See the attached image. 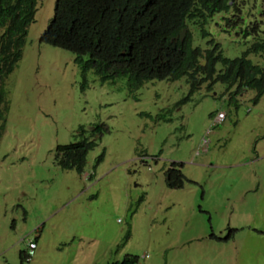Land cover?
<instances>
[{"label":"rangeland","instance_id":"374dc122","mask_svg":"<svg viewBox=\"0 0 264 264\" xmlns=\"http://www.w3.org/2000/svg\"><path fill=\"white\" fill-rule=\"evenodd\" d=\"M232 2L188 23L192 46L212 40L234 58L264 39V0ZM53 5L36 0L2 83L0 264H264V94L253 102L252 89L219 81L190 90L185 76L131 89L82 73L73 53L38 41ZM82 139L94 142L82 172L60 167L56 147ZM170 162L180 188L163 182Z\"/></svg>","mask_w":264,"mask_h":264},{"label":"trees","instance_id":"16d2710c","mask_svg":"<svg viewBox=\"0 0 264 264\" xmlns=\"http://www.w3.org/2000/svg\"><path fill=\"white\" fill-rule=\"evenodd\" d=\"M36 0H0V105L4 101L3 79L20 58L26 27L33 20ZM232 0H54L53 13L38 37L53 47L75 55L82 73L91 70L101 81L124 76L131 89L147 80H175L186 77L190 90L201 82L235 85V92L254 91L253 102L264 94V39L253 41L238 57H223L217 43L209 40V49L192 46L187 25L217 12H228ZM256 22L250 26L257 36ZM202 35L206 34L201 30ZM242 37L250 35L242 30ZM249 53L262 55L258 65L247 58ZM220 69L215 73V64ZM0 133L4 117L0 111ZM94 131L107 130L97 124ZM94 145L82 139L58 145L57 163L64 169L81 173L85 155ZM180 163L170 162L163 170L168 188H180L186 180ZM233 232L229 229L221 240ZM213 237V236H210ZM19 259L26 260L24 253ZM136 257L125 255L120 264H135Z\"/></svg>","mask_w":264,"mask_h":264},{"label":"built area","instance_id":"2783aa9c","mask_svg":"<svg viewBox=\"0 0 264 264\" xmlns=\"http://www.w3.org/2000/svg\"><path fill=\"white\" fill-rule=\"evenodd\" d=\"M223 117L222 113L218 112L215 117V122H218ZM205 140L201 141V148H204ZM34 243L29 241L27 244V255L30 256L33 253Z\"/></svg>","mask_w":264,"mask_h":264},{"label":"clouds","instance_id":"9594fccd","mask_svg":"<svg viewBox=\"0 0 264 264\" xmlns=\"http://www.w3.org/2000/svg\"><path fill=\"white\" fill-rule=\"evenodd\" d=\"M24 257H26V260L29 259V256L27 255V251L24 253Z\"/></svg>","mask_w":264,"mask_h":264}]
</instances>
